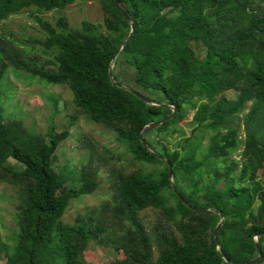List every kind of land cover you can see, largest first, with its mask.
Returning <instances> with one entry per match:
<instances>
[{
  "label": "trees",
  "instance_id": "trees-1",
  "mask_svg": "<svg viewBox=\"0 0 264 264\" xmlns=\"http://www.w3.org/2000/svg\"><path fill=\"white\" fill-rule=\"evenodd\" d=\"M79 1L99 2L104 23L83 21L80 29H71L63 15L55 25L38 20L46 38L37 44L54 51L52 61L26 58L0 35V184L15 189L17 201L13 244L0 245L3 264H90L93 241L112 246L109 264H244L254 259L255 237L264 234V5L257 0H117L134 33L114 61V80L123 84L116 73H123V65L133 68L136 88H128L153 105L110 80L114 55L131 33L115 0ZM74 2L0 0V23L27 8L64 10ZM10 69L48 85H66L81 114L115 132L134 161L157 167L112 169L111 198L77 216L74 225L63 224L70 201L99 188L100 157L93 149L79 173L80 187L66 189L54 164L69 132L50 127L42 134L5 115L1 85ZM229 90L238 91L237 98L228 99ZM249 102L244 149L236 161L232 156L241 139L229 122ZM173 109L167 122L145 133L151 152L141 132ZM190 111L188 136L180 125ZM155 153L169 161L172 177ZM147 210L161 216L151 229L141 217ZM198 210L225 216L217 233L220 249L213 236L220 215ZM258 242L262 259L255 264H263L264 235Z\"/></svg>",
  "mask_w": 264,
  "mask_h": 264
},
{
  "label": "rangeland",
  "instance_id": "rangeland-1",
  "mask_svg": "<svg viewBox=\"0 0 264 264\" xmlns=\"http://www.w3.org/2000/svg\"><path fill=\"white\" fill-rule=\"evenodd\" d=\"M257 2L264 5V0H257ZM62 15L67 19L71 29H80L83 21L103 24L105 19V12L99 2L75 0L64 10L40 11L31 7L11 15L0 23V35L23 51L26 58H34L40 63L52 61L54 51H46L37 44L38 41L46 38L38 20L55 25ZM200 50L201 46H199ZM122 69L123 73L122 71L116 73L119 81L123 85L136 88L133 68L123 65ZM5 78L2 80L1 90L2 107L6 116L10 119L17 118L27 128L42 134H46L50 127H54L58 133L68 130V137L59 144L56 151L54 164L55 169L65 178L66 189L80 187L79 173L87 163L93 149L100 157L98 166L96 165L99 168V188L92 195L70 201L61 219L63 224L74 225L77 216L88 214L111 198L109 176L112 169H125L126 172H132L151 171L157 167L134 161L126 152V148L117 141L115 132L103 124L91 121L86 114H81L74 106L72 93L66 85H48L38 78L31 79L30 75L11 69ZM225 95L228 99H235L238 91L229 90ZM251 103H247L241 114L236 115L229 122L231 127L239 129L241 139L239 150L232 156V159L236 161L242 158L243 141L246 136L244 117ZM192 117L193 111H190L186 120L180 125L188 136L191 135ZM178 136V133L174 134V138ZM176 142L175 140L174 144ZM261 173L262 171H259V176ZM204 178L207 179L206 176ZM169 195L167 191L166 196L169 197ZM170 202L174 204V200L170 199ZM16 204V190L7 184H0V245L13 244L14 233L17 230L14 221ZM141 217L150 229L161 222V216L157 211L147 210L141 214ZM112 252L111 245L93 241L88 247V260L90 264H109L114 259ZM4 262V251L0 250V264Z\"/></svg>",
  "mask_w": 264,
  "mask_h": 264
},
{
  "label": "water",
  "instance_id": "water-1",
  "mask_svg": "<svg viewBox=\"0 0 264 264\" xmlns=\"http://www.w3.org/2000/svg\"><path fill=\"white\" fill-rule=\"evenodd\" d=\"M116 4H117V0H115ZM117 7L122 11L123 15H125V18L128 20V23L131 25V33L128 37V39L123 42V44L121 45L120 49L117 51V53L114 55V58L112 60V63H111V66H110V71H109V77H110V80L111 82L120 87V88H123V89H127L131 92H133L135 95H137L138 97H140L142 100H144L146 103L148 104H153V105H156L155 102L151 101L149 98L139 94L138 92L134 91L133 89L131 88H128L127 86L119 83V82H116L114 80V77H113V65H114V61L115 59L117 58V56L120 54V52L125 49V47L128 45V42L129 40L131 39V37L133 36V33H134V24H133V21L131 20L130 16L128 15V13L126 11H123L120 6L117 4ZM175 112V109L172 110L171 114L165 118H163L162 120L160 121H156V122H151L149 123L146 128L141 132V135H140V138H141V141L143 143V145L148 148L151 152L152 151V147L149 145V143L146 141V139L144 138V135L145 133H147L148 131L150 130H153V129H156L157 127L163 125L165 122H167L174 114ZM156 156L161 159L162 161H164L168 166H169V172H170V177H172V167H171V164L169 163V161L164 158L163 156H161L160 154L158 153H155ZM175 192L178 194V196L180 197V199L188 206L190 207L191 210H195L193 209L192 206H190V204L179 194V192L177 191L176 189V186L173 184L172 185ZM200 213L202 214H207V215H212V214H217V215H220L221 217V222L218 223L217 227L215 228L214 232H213V236H214V241H215V246L217 249H220L221 245H220V241H218V237H217V233L218 231H220V229L222 228L224 222H225V216L221 213V212H215V211H210V210H198ZM261 235H264V234H257L256 237H255V248H256V252H257V256L250 260L249 262L247 263H244V264H255L257 262H259L261 259H262V252H261V248H260V244L258 242V238L261 236ZM225 261L227 263H230V261L227 259V257L223 256ZM231 264V263H230Z\"/></svg>",
  "mask_w": 264,
  "mask_h": 264
}]
</instances>
